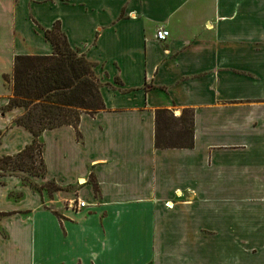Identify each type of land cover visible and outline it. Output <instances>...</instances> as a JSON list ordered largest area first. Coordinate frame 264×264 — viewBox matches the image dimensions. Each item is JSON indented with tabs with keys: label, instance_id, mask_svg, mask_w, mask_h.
Segmentation results:
<instances>
[{
	"label": "crops",
	"instance_id": "crops-1",
	"mask_svg": "<svg viewBox=\"0 0 264 264\" xmlns=\"http://www.w3.org/2000/svg\"><path fill=\"white\" fill-rule=\"evenodd\" d=\"M55 20L104 106L41 132L44 175L0 171V264H264V0H0V85ZM2 104L0 156L32 140ZM160 108L190 145L155 146Z\"/></svg>",
	"mask_w": 264,
	"mask_h": 264
},
{
	"label": "trees",
	"instance_id": "trees-1",
	"mask_svg": "<svg viewBox=\"0 0 264 264\" xmlns=\"http://www.w3.org/2000/svg\"><path fill=\"white\" fill-rule=\"evenodd\" d=\"M43 32L52 43V52L15 54L11 75L3 74L10 95L1 109L6 111L21 107L23 110L14 122L27 128L32 140L15 154L0 156L2 172L11 168L12 171L23 170L44 175L43 142L39 137L41 132L60 124H71L77 130L81 111L92 114L104 106L99 92L100 83L92 70L93 63L69 45L59 20H55L51 27L44 28ZM188 111L185 110L186 114L178 117L165 108L155 111V146L191 144L192 114ZM35 152L40 168L33 164ZM7 160H14V165L8 167L5 163ZM48 181L54 189H59L53 180ZM91 182L96 193L98 186L95 181Z\"/></svg>",
	"mask_w": 264,
	"mask_h": 264
},
{
	"label": "rangeland",
	"instance_id": "rangeland-1",
	"mask_svg": "<svg viewBox=\"0 0 264 264\" xmlns=\"http://www.w3.org/2000/svg\"><path fill=\"white\" fill-rule=\"evenodd\" d=\"M243 1L246 2L247 0H243ZM40 13L41 14H45V15H42L41 16L42 20L47 19V17H49V15H50V11L45 12V13H43L41 11ZM34 29L36 31H40L39 27H37L36 25H34ZM78 53H80V52L78 51ZM12 66H13V64H12ZM9 95H10L9 85L7 83H5V81H4V83L2 85H0V100L2 101L3 104H5L8 101ZM6 111H8V110H6ZM36 154L37 153L35 152L34 157H33V164L36 165L37 168H40L41 167V164H40L39 158H38V156ZM5 163L8 165V167H12L14 165V160H7V161H5ZM6 171L7 172H14V171H12L11 168H9ZM1 172H2V170H1ZM16 172H17V170H16ZM80 181H82V179H80ZM32 188L35 189V190H37L40 194H46V197H52L53 194H54V192L56 191V189H54V187H53V184L50 183L48 180H44V181H42L40 183H35V185L32 186Z\"/></svg>",
	"mask_w": 264,
	"mask_h": 264
},
{
	"label": "built area",
	"instance_id": "built-area-1",
	"mask_svg": "<svg viewBox=\"0 0 264 264\" xmlns=\"http://www.w3.org/2000/svg\"><path fill=\"white\" fill-rule=\"evenodd\" d=\"M169 35V31L168 29L164 28V27H159L156 32H155V37L159 40H164L167 36ZM76 207H82L85 205L83 200H80L78 198H76L73 202V206Z\"/></svg>",
	"mask_w": 264,
	"mask_h": 264
}]
</instances>
